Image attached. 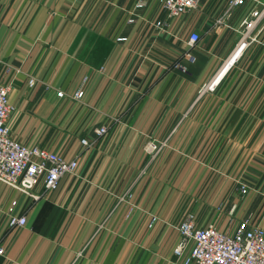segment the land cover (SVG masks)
Here are the masks:
<instances>
[{
  "label": "crops",
  "instance_id": "0c3cea01",
  "mask_svg": "<svg viewBox=\"0 0 264 264\" xmlns=\"http://www.w3.org/2000/svg\"><path fill=\"white\" fill-rule=\"evenodd\" d=\"M228 1L168 19L158 0H0L10 134L77 161L39 200L0 183V264H177L184 210L173 202L189 193L167 192L174 179L264 230V15L237 49L241 22L264 0L227 14ZM146 138L165 145L148 157ZM12 201L26 220L15 230Z\"/></svg>",
  "mask_w": 264,
  "mask_h": 264
},
{
  "label": "built area",
  "instance_id": "2783aa9c",
  "mask_svg": "<svg viewBox=\"0 0 264 264\" xmlns=\"http://www.w3.org/2000/svg\"><path fill=\"white\" fill-rule=\"evenodd\" d=\"M245 1L229 0L227 14ZM158 2L166 17L172 19L195 9L200 0ZM263 15L264 6L258 13L251 12L241 22L243 32L237 43L238 50L248 45L251 40L248 35L254 32ZM154 25L161 27L164 24L156 22ZM198 41L196 33L191 32L187 37L189 46ZM27 83L31 85L32 80ZM8 91L9 85L0 82V183L33 201L39 200L46 193L55 191L62 177L75 174L77 161L74 158L66 160L61 155L39 146L24 145L11 136L8 119L13 112V106L8 101ZM81 96V90L74 94L76 99ZM56 97L60 95L57 94ZM93 133L101 137L106 133V128L98 127ZM79 144L82 147L87 146L86 140L82 138ZM37 184H40L41 191L34 193ZM238 190L241 194L246 192L244 185H238ZM14 207L15 202L12 201L6 210V226L10 230L22 228L26 224L23 216L13 213ZM177 232L178 241L172 250L177 264H264V230L258 225H252L248 219L236 224L230 231H223L213 223L196 225L193 215L188 213L179 222Z\"/></svg>",
  "mask_w": 264,
  "mask_h": 264
},
{
  "label": "rangeland",
  "instance_id": "374dc122",
  "mask_svg": "<svg viewBox=\"0 0 264 264\" xmlns=\"http://www.w3.org/2000/svg\"><path fill=\"white\" fill-rule=\"evenodd\" d=\"M241 29H242V27H241ZM242 32H243V29H242ZM242 32H241V34H242ZM245 47H247V46H245ZM198 96H200L199 93H198ZM50 140H52V138L47 137L45 139V143L48 144ZM164 145H165L164 141L156 142L152 138H146V140L144 141V143L141 147V150H142L144 155H147L148 157H153L156 154V152L159 150V148H162ZM177 156H179V155H177ZM174 170L175 169H173V170L171 169L170 174H172L174 172ZM171 177L172 176H170V178H167V182L171 179ZM226 180H228V179L226 178ZM172 181H173V183L171 182V185L169 186V189L167 192L170 191L171 193H173V192H175V193H189V197L186 201H184V200L179 201L178 200V201L173 202V204L175 203L174 205H176L178 208L181 207L184 210L182 215L180 216L181 220L183 219V217L186 214L190 213L193 215L196 225L203 226L207 223H213L216 228H218L220 230H224V228L225 229L230 228L233 221H236V224H238V223H241L247 219V218H245V219L232 218V216L228 213L231 205L227 201L225 202L224 200H212L210 198H205V199L204 198H194V194H196L198 191H200L199 189H201L200 185H194L193 182H191L188 185H184V182L179 183L178 181H176V179H174ZM184 181H186V179ZM232 184H233V188L236 187L238 192H239L238 185H243V184H235V183H232ZM209 187L210 186H207V188H205V190L208 191ZM224 187H227V186H224ZM245 188L247 190L246 186H245ZM239 194L243 195L241 193H239ZM228 203H229V205H228Z\"/></svg>",
  "mask_w": 264,
  "mask_h": 264
},
{
  "label": "bare ground",
  "instance_id": "6f19581e",
  "mask_svg": "<svg viewBox=\"0 0 264 264\" xmlns=\"http://www.w3.org/2000/svg\"><path fill=\"white\" fill-rule=\"evenodd\" d=\"M236 55H238V53H237ZM230 62H231V61H229V62L226 64L224 70L227 68V66L230 64ZM224 70H222V71L219 73L218 77H217L215 80H217V79L221 76V74L223 73Z\"/></svg>",
  "mask_w": 264,
  "mask_h": 264
}]
</instances>
